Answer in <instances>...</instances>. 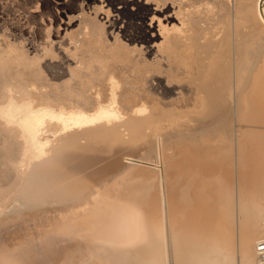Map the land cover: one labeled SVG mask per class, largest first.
<instances>
[{
	"label": "bare ground",
	"instance_id": "1",
	"mask_svg": "<svg viewBox=\"0 0 264 264\" xmlns=\"http://www.w3.org/2000/svg\"><path fill=\"white\" fill-rule=\"evenodd\" d=\"M191 1L81 0L74 33L68 15L27 54L3 37L0 226L28 229L15 252L49 260L63 240L59 264H264V0ZM200 4L212 38L191 34ZM236 14L248 33L223 30ZM128 15L139 34L124 40ZM228 115L232 146H210L199 129ZM169 132L163 175L130 162ZM135 168L149 186L120 187Z\"/></svg>",
	"mask_w": 264,
	"mask_h": 264
},
{
	"label": "rangeland",
	"instance_id": "2",
	"mask_svg": "<svg viewBox=\"0 0 264 264\" xmlns=\"http://www.w3.org/2000/svg\"><path fill=\"white\" fill-rule=\"evenodd\" d=\"M62 1H64V0H62ZM186 1V0H185ZM188 2H190V0H187ZM192 1H196V0H192ZM191 1V2H192ZM199 1H202V0H199ZM204 1V0H203ZM66 4H67V7L63 10V9H59L58 7H57V5L54 3V1L53 0H0V42L2 43V40H3V37H5V36H7L8 38H9V40L11 41V42H14V46L15 45H17L19 48L17 49V51L18 50H20V47L22 46V50H23V52L25 53V54H27L26 52V50H28V49H26V47L28 46V44L29 45H31V44H38L39 42L38 41H42L43 39L46 41V39L47 38H49V36H52L51 34H53L54 33V31L53 30H55V27H57L58 25H60V30L59 31H61L62 33H63V28L66 26V22L68 21V18L66 17V16H68V15H70V16H73L74 18L75 17H77V15L79 14V12H80V6H79V4L81 3V0H68V1H66L65 2ZM69 5V6H68ZM57 7V8H56ZM71 7H73V8H71ZM191 7H192V5H191ZM198 7V8H197ZM197 7H195V8H192V10H191V18L192 19H190L191 20V27H193V28H191V34H192V36H194L193 34H194V32H195V37H198L196 34H199V35H201L202 33H203V31H204V29L205 30H207L205 33V35H207V37H211L212 38V36H214V34H215V32L217 31V29L215 28V27H217V25L215 24L214 25V22H216V21H214V19H213V17L215 16L214 15V12L213 11H215L214 9H211V8H209L208 6L207 7H205V4L204 5H199V6H197ZM201 7V8H200ZM196 9V10H195ZM198 9H200V10H198ZM205 9V10H204ZM211 9V10H210ZM210 11V12H209ZM207 12V13H206ZM210 13V14H209ZM203 16V17H202ZM233 16V15H232ZM237 17H240L239 18V20H237L238 18ZM63 18V19H62ZM74 18H72L73 20H74V22H73V26L71 27V29L73 30V33L74 32H76V27H77V24H78V18H77V20H76V18L74 19ZM235 18V19H234ZM60 19H62V21L63 20H65V21H63V22H60ZM243 19V20H242ZM124 20H125V39L124 40H127L128 38H130V37H132L131 35H133V36H136V35H138L139 34V28H138V21H137V19L136 18H133L132 16H130V15H128V16H126L125 18H124ZM229 20H230V22H229ZM244 21V18L243 17H241L240 15H238V14H236V16L234 15L231 19L229 18L228 19V21H227V25H229L228 27L229 28H227L226 27V23H225V27L223 28V30L224 29H227V30H229V32L231 31V33H232V28H234V24H238L239 22L241 23L242 21ZM235 21V22H234ZM194 22V23H193ZM234 23V24H233ZM198 24V25H197ZM194 25H196L199 29H195L196 27L194 26ZM51 26V27H50ZM53 26V27H52ZM64 26V27H63ZM236 26V25H235ZM241 26H242V28L240 29L241 30V32L243 31V33H245V32H247L248 31V27H250V25H247V23L245 22H242L241 23ZM51 28V29H50ZM202 28V29H201ZM201 29V30H200ZM214 29V30H213ZM235 29V28H234ZM251 29V28H250ZM196 30L198 31H200V33H199V31H198V33L196 32ZM211 30V33L209 32ZM216 30V31H215ZM237 30H238V27H237ZM194 31V32H193ZM214 31V33H212ZM245 31V32H244ZM251 30H249V32H250ZM208 32H209V34H208ZM227 32V31H226ZM228 33V32H227ZM248 33V32H247ZM2 34V35H1ZM135 34V35H134ZM191 34H189V35H191ZM47 35V36H46ZM183 35H184V33H183ZM212 35V36H211ZM2 36V37H1ZM7 37H5V38H7ZM200 37V36H199ZM202 37V36H201ZM7 38V39H8ZM43 40V41H44ZM30 41V42H29ZM202 41V40H201ZM254 41H256L257 43H258V45L259 46H261L262 48H263V52H264V40L263 39H261V38H256ZM260 41V42H259ZM34 42V43H33ZM18 43V44H17ZM22 44V45H21ZM263 44V45H262ZM17 46H15V47H17ZM25 48V49H24ZM200 50V48L199 49H196V51L197 52H200L199 51ZM32 52H34V51H31L29 54L31 55L32 54ZM136 52V51H135ZM210 52H212V53H214V52H216V50H210ZM218 52V51H217ZM43 54H45L44 52L40 55V56H42ZM48 53L46 52V54L45 55H47ZM50 54V53H49ZM264 54V53H263ZM1 56V55H0ZM47 56H49V55H47ZM51 56V55H50ZM43 57V56H42ZM2 58V57H1ZM4 58H2V60H3ZM11 64L13 63V61H15L13 58H11ZM2 63H6V64H8V65H10V66H12L11 64H10V62H8L7 63V60L5 61V60H3V61H1ZM158 85V86H157ZM160 85L158 84V83H156V81H154V91L156 92H154L156 95H158V96H161L162 97V94H163V92H161V88L159 87ZM229 117V118H228ZM225 119V120H224ZM232 119L234 120V121H232ZM221 120H222V122H221ZM236 122V123H235ZM220 123V124H219ZM235 123V124H234ZM239 123V120L234 116V115H228V116H224V118L223 119H219L218 121H217V123L216 122H214L213 124H210V125H208L207 127H209V128H206L205 126H203V127H201V129H199V133L198 134H200V132L201 133H203L204 135H205V137L207 138V139H209V144H210V146H214V145H216L217 143H218V145L221 143V139H222V141H223V137H224V139H225V141H223V143L224 144H226L224 147H228L229 145H231L232 146V141H231V138L233 137L232 135H231V133H229L230 131H232V129L234 128V127H236V124H238ZM242 123V122H241ZM217 124V125H216ZM228 124V125H227ZM213 125V126H212ZM226 125V126H225ZM215 126V127H214ZM217 126V127H216ZM219 126V127H218ZM205 127V128H204ZM213 127V128H212ZM216 128V129H215ZM208 129H211L212 130V132H210V130H208ZM204 130H207V131H204ZM215 130V131H214ZM174 133V134H173ZM181 133V132H180ZM180 133H176V132H169L168 134H165L164 136H163V138H160L161 139V141L162 140H166V139H164V137L165 138H169L168 136H170V138L172 137H176V138H173V139H177V138H179L180 136H181V134ZM210 133V134H209ZM180 135V136H179ZM207 135H208V137H207ZM221 135H223L222 137H221ZM215 136H216V138H215ZM220 136V137H219ZM213 137V138H212ZM218 138L220 139V140H218ZM216 139L220 142H217L216 141ZM261 139H263V140H261ZM258 140H261V141H263L262 142V144L264 145V135L262 136H260V138L258 139ZM160 140L159 139H157L154 143L155 144H157V145H155L154 143H153V145H155V146H153L154 148H153V150L152 151H146V152H141V154H140V152L138 153V154H140V155H138V157L139 156H141V157H139L138 158V160H140V161H136V159H134V160H132V159H130V162H133V163H135L134 165H135V167H137V164H143L145 167H150L149 169L150 170H148V172L147 173H149V171H151L153 174L152 175H155L156 173H159V174H157V176L159 175L160 176V174L161 175H163L162 174V172H164L163 171V169H164V167L166 166L165 165V159L163 158L164 157V155H163V141L162 142H159ZM212 141V142H211ZM214 141V142H213ZM229 141V142H228ZM216 142V143H215ZM227 142V143H226ZM215 143V144H214ZM228 144V145H227ZM223 144L221 143L220 145H219V147H223L222 146ZM230 147V146H229ZM261 147H263L264 148V146H261ZM262 148V149H263ZM177 149V148H176ZM161 151V152H160ZM162 153V154H160V153ZM167 152H169V150L167 151ZM137 154V153H136ZM136 154H135V157H137L136 156ZM161 156V157H160ZM133 158H134V156H133ZM146 158V159H145ZM162 158V159H161ZM142 161H149V162H151L152 164H147V163H144V162H142ZM147 168V169H148ZM142 169H144L145 171H146V169L145 168H142ZM133 170V169H132ZM137 169L135 168L134 169V171H133V173L131 174V173H127L125 176L123 175L122 177H124L123 178V180H121L120 179V182H122V183H119V186L121 187L122 186V184H124L127 180H128V183H130V181H131V178L129 177L128 178V176H130L131 175V177H133L134 175H136V177H134V178H138V177H140L141 178V180L143 181V183L144 184H146V183H148V180H150L151 179V177L149 176V177H146V176H142V174H144V172H143V170L141 171V169H139V170H137V171H140V174L139 173H137V171H136ZM153 170V171H152ZM158 170V171H157ZM142 172V173H141ZM151 172L149 173V174H151ZM147 173H145V174H147ZM130 174V175H129ZM144 174V175H145ZM148 174V175H149ZM144 178V179H142V177ZM125 177H127V178H125ZM121 178V177H120ZM146 178H148V180L146 179ZM150 178V179H149ZM130 179V180H129ZM146 179V180H145ZM126 180V181H125ZM134 179H132V181H133ZM136 180V179H135ZM125 181V182H124ZM134 182H136V184H134V183H132V184H128V185H130V186H128V187H125V185H124V187L126 188V190L127 191H129V189H130V192H131V195H133L134 194V196H135V193L136 192H138V191H140V193L141 192H143L142 190L145 188V190H148L147 188L148 187H146V186H143L142 187V185L140 186L139 185V187H138V183H137V180L136 181H134ZM146 182V183H145ZM142 183V184H143ZM148 184H150V182L148 183ZM148 184H146L147 186H149ZM132 185V186H131ZM137 186V187H136ZM123 187V186H122ZM131 188H132V190H131ZM137 188V189H136ZM141 188V189H140ZM139 189V190H138ZM136 190H138V191H136ZM133 191L135 192V193H133ZM145 192V191H144ZM139 193V192H138ZM138 193H136V194H138ZM142 195H143V193H141ZM140 194V195H141ZM140 195H136L134 198H136L137 199V196H140ZM141 195V196H142ZM146 197V196H145ZM139 198V197H138ZM141 198V197H140ZM143 198H144V195H143ZM135 199V200H136ZM135 200H133V201H135ZM141 200V199H140ZM147 201H149L148 200V198H147ZM138 203V201L136 200L135 201V203ZM141 203L143 202V201H140ZM144 202H145V200H144ZM144 202L142 203L143 205H144ZM140 203V204H141ZM148 203V202H147ZM145 208V207H144ZM144 208H142V209H144ZM143 211H146V210H143ZM30 223H32V221L30 220L29 221ZM28 226L30 227L29 228V231H32V224H28ZM24 229H27L26 227H25V225H22V226H18V225H8V226H0V240H5V241H3L2 243H0V264H21L22 262V264H59L62 260H64L65 258H63L62 260L60 259L61 258V256H66V252H65V249H67V248H69L68 246H69V243L68 242H65V241H63V244H61V242L62 241H60V240H58L56 243H55V247H54V252H53V255H51V257H50V259L52 260H39V258H37L36 256H34V255H27V253H29L28 251H26L25 253H24V251L22 252V251H20V254H18L17 252H15L16 251V249H17V247H15V246H12L13 245V243H7V245H6V241H8V239L11 237V236H13V235H15V234H18V235H21V231H23ZM15 230V231H14ZM28 230V229H27ZM16 231H19V232H16ZM5 232V233H4ZM14 232H16L15 234H14ZM9 235H8V234ZM13 233V234H12ZM4 234V235H3ZM12 234V235H11ZM12 240H14V241H16V240H22V237L21 236H18V237H12L11 238ZM5 242V243H4ZM3 243H4V245H5V248L3 247L4 245H3ZM9 244V245H8ZM11 244V245H10ZM65 247H64V246ZM7 246H9L10 248H11V246L13 247V248H11V249H9V247H8V249L9 250H11V251H9V250H7ZM57 246V247H56ZM62 246H63V248H62ZM57 248V249H56ZM3 249V250H2ZM60 249V250H59ZM62 249H64V252L62 251ZM17 250H19V249H17ZM68 250V249H67ZM12 251H13V254H12ZM59 251V252H58ZM3 254H2V253ZM62 252H63V254H65V255H63L62 254ZM68 252V251H67ZM59 253V254H58ZM62 255H61V254ZM57 254V255H56ZM4 255V256H3ZM24 255V256H23ZM6 256V257H5ZM53 256V257H52ZM60 257V258H59ZM81 256H79L78 258H80ZM26 258V259H25ZM76 258V257H75ZM74 258V259H75ZM78 258H76L74 261H77V259ZM34 259V260H33ZM37 259V260H36ZM61 261H60V260ZM7 261V262H6ZM31 261V262H30ZM60 261V262H59ZM27 262V263H26ZM36 262V263H35ZM44 262V263H43ZM59 262V263H58Z\"/></svg>",
	"mask_w": 264,
	"mask_h": 264
}]
</instances>
